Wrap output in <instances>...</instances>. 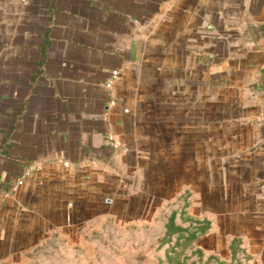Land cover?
Instances as JSON below:
<instances>
[{
  "label": "crops",
  "instance_id": "0c3cea01",
  "mask_svg": "<svg viewBox=\"0 0 264 264\" xmlns=\"http://www.w3.org/2000/svg\"><path fill=\"white\" fill-rule=\"evenodd\" d=\"M166 215L264 264V0H0V264Z\"/></svg>",
  "mask_w": 264,
  "mask_h": 264
},
{
  "label": "rangeland",
  "instance_id": "374dc122",
  "mask_svg": "<svg viewBox=\"0 0 264 264\" xmlns=\"http://www.w3.org/2000/svg\"><path fill=\"white\" fill-rule=\"evenodd\" d=\"M164 217L165 230L94 231L89 237L96 239V246L86 242L74 248H35L25 262L18 264H244L235 262V257L217 262L213 257L200 258L199 254L190 253L192 248L186 245L190 235L176 225L175 217Z\"/></svg>",
  "mask_w": 264,
  "mask_h": 264
},
{
  "label": "built area",
  "instance_id": "2783aa9c",
  "mask_svg": "<svg viewBox=\"0 0 264 264\" xmlns=\"http://www.w3.org/2000/svg\"><path fill=\"white\" fill-rule=\"evenodd\" d=\"M114 73L117 74V72H114ZM31 169H32V168H28V169H26L25 174H24V175L18 180V185L23 184V182H24V177L30 175V173H31Z\"/></svg>",
  "mask_w": 264,
  "mask_h": 264
}]
</instances>
